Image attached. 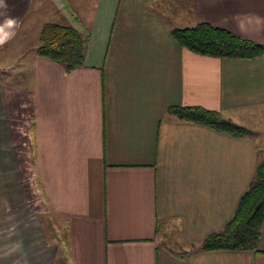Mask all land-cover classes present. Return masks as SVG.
<instances>
[{
  "label": "crops",
  "instance_id": "1",
  "mask_svg": "<svg viewBox=\"0 0 264 264\" xmlns=\"http://www.w3.org/2000/svg\"><path fill=\"white\" fill-rule=\"evenodd\" d=\"M154 1L53 11L44 22L88 36L83 66L68 73L31 52L44 23L24 24L33 0L0 4V25L16 21L0 45V264H264V219L256 251L196 248L264 160L258 136L167 112L198 107L243 127L261 115L264 54L200 55L170 29L207 23L264 42V0H184L176 23ZM19 36L35 42L25 54Z\"/></svg>",
  "mask_w": 264,
  "mask_h": 264
},
{
  "label": "trees",
  "instance_id": "2",
  "mask_svg": "<svg viewBox=\"0 0 264 264\" xmlns=\"http://www.w3.org/2000/svg\"><path fill=\"white\" fill-rule=\"evenodd\" d=\"M170 34L179 46L200 55L252 59L264 54V42L250 40L207 23H198L192 27H172ZM87 38V33H79L70 25L44 22L39 28L37 44L33 51L38 56L58 63L63 71L68 73L83 66ZM167 112L178 119L231 135L250 134L247 128L222 118L215 111L172 105L168 107ZM263 219L264 160H260L255 164L251 181L239 197L230 219L219 230L204 236L196 248L204 251H256Z\"/></svg>",
  "mask_w": 264,
  "mask_h": 264
},
{
  "label": "rangeland",
  "instance_id": "3",
  "mask_svg": "<svg viewBox=\"0 0 264 264\" xmlns=\"http://www.w3.org/2000/svg\"><path fill=\"white\" fill-rule=\"evenodd\" d=\"M60 3L62 4V6L60 5ZM150 3L152 6L156 7L166 19H168L172 23H176V20H174L173 18L176 17V13H178V9L179 11H181L182 6L184 5V0H156ZM89 4L90 3H87L86 5L85 3H82V2L78 3L77 0H33V3L30 5L29 11L27 12L25 16L24 24L25 26H28L29 24L35 25L41 21L43 22L52 21L54 19L52 12L53 11L58 12V9L59 8L61 9L62 7H63V11H65L66 14L71 16V18H75L78 16V10H80L81 8H82L81 11H83V14H86V9ZM58 23L70 25L69 23H71V21L69 20L68 22L66 19H64V22H58ZM24 39H25L24 37L19 36L18 38H15V42L17 44H20L22 40ZM32 41H33V38L31 37L30 38L28 37L27 39L24 40L25 42L24 47H26L23 50L24 54H25V51L27 53L29 51V48H31L34 45L35 42H32ZM36 44H37V40H36ZM36 44L33 46L31 50L32 53L34 52L33 49L36 46ZM13 60L15 62L18 61V59H13ZM23 60L24 59L20 58L19 61L23 62ZM250 116L253 117L254 115L251 114ZM244 127L249 130L250 134L253 133L254 136L255 134L256 136H258L256 140H255V137L254 136L253 137L259 147L264 146V110H262L261 115H255V118L252 119V122L245 124ZM250 129H253V131L251 132ZM260 149H261L262 155H264V148H260ZM22 150L23 149H21V154H22ZM24 150L26 153L28 150L27 145L24 146ZM20 158H21V161L19 160L20 164L22 165V161H25V166L28 168V166L30 165V155L26 153L25 155H21ZM26 173H29V171ZM30 205H33V204L30 203ZM44 230H45L46 235L49 236L50 231L48 227L45 226Z\"/></svg>",
  "mask_w": 264,
  "mask_h": 264
},
{
  "label": "clouds",
  "instance_id": "4",
  "mask_svg": "<svg viewBox=\"0 0 264 264\" xmlns=\"http://www.w3.org/2000/svg\"><path fill=\"white\" fill-rule=\"evenodd\" d=\"M3 0H0L2 4ZM16 25L14 19H7L4 24L0 25V45H3L11 36L15 35L14 32L6 31V29H12Z\"/></svg>",
  "mask_w": 264,
  "mask_h": 264
}]
</instances>
